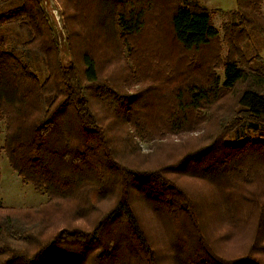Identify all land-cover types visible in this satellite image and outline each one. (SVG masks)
Here are the masks:
<instances>
[{
    "label": "trees",
    "instance_id": "obj_1",
    "mask_svg": "<svg viewBox=\"0 0 264 264\" xmlns=\"http://www.w3.org/2000/svg\"><path fill=\"white\" fill-rule=\"evenodd\" d=\"M60 1L65 42L74 56L80 51L81 67L57 59L58 28L49 22L42 0H0V160L5 153L24 182L50 201L75 197L70 191L83 182L90 183L89 202L115 187L118 195L92 228H64L35 256L15 254L0 264H264V71L248 67L243 50L250 30L264 34V0H237L222 30L196 0H178L168 22L183 55H190L182 84L169 91L161 116L149 111L146 91L139 102L122 94L80 44L83 27L94 32L105 25L124 52L146 27L151 2L90 0L88 19L75 0ZM96 31L95 40H104ZM208 50L214 51L215 64L203 66ZM41 61L48 63L43 78L35 68ZM120 118L123 131L116 133L133 152L136 140L192 132H207L209 144L186 152L178 163L129 167L115 156V135L109 137ZM176 173L186 177V187L172 176ZM205 192L214 200L208 209L197 196ZM138 203L152 217L160 214V244L138 214ZM213 206L226 224L215 225ZM18 222L0 216V254L15 253L11 245L19 235L13 224ZM248 227L250 247L227 256L231 251L225 253L224 245L242 242Z\"/></svg>",
    "mask_w": 264,
    "mask_h": 264
},
{
    "label": "rangeland",
    "instance_id": "obj_2",
    "mask_svg": "<svg viewBox=\"0 0 264 264\" xmlns=\"http://www.w3.org/2000/svg\"><path fill=\"white\" fill-rule=\"evenodd\" d=\"M4 1V0H3ZM8 0H6L7 2ZM79 3V11L83 9L82 16L89 19V12L91 11V5L88 4L90 0H75ZM151 2L152 8L149 10V16H147L146 27L136 36L135 39H131L128 43V47L124 52L120 50L119 45L116 44V38L108 33L109 27L100 25L97 27L99 35H105L104 40H95L97 31L89 28L84 30L82 28V39L80 44L95 56L101 73L108 78L112 79L117 85L121 87V93L126 94L128 97L136 96L141 97L146 91L148 96L147 100L152 102V110H149L152 115L161 116L162 108L166 106L165 99H169L172 94L169 95V91L175 87L176 84H182V74L186 73V58L190 53L186 55L180 49L179 44L172 37L169 17L170 13L178 5V0H144ZM197 8L208 9L211 13L213 24L222 30V25L228 19L227 11L234 10L237 7V0H196ZM43 6L48 14L49 22L56 30L60 52L57 59H60L61 63L66 67L72 62L78 66H82L80 57L72 54L66 45V30L65 19L63 15V7L60 0H42ZM74 2V0H73ZM194 4V3H193ZM78 8V7H77ZM86 12V13H84ZM264 13V4H263ZM93 26V25H91ZM9 37L12 34L8 31L4 32ZM249 39L245 42L244 47V62L248 63V67L264 71V34L257 30H250ZM100 41V42H99ZM223 42V48L226 47ZM123 48V47H122ZM128 48L129 50L128 53ZM226 54V49L223 50V55ZM214 51H204L202 56V64L206 65L208 62L215 64ZM150 59L152 60V67ZM247 59L249 61H247ZM205 60L207 62H205ZM47 61L39 64L35 67L39 69L41 77H47L49 75ZM41 65V66H40ZM200 65V66H201ZM200 66L196 63L193 65L192 70L197 72ZM151 67V68H150ZM41 69V70H40ZM184 70V72H182ZM202 70V69H201ZM216 71L222 73L221 70L216 68ZM199 72V71H198ZM203 72V71H202ZM182 77V78H181ZM150 92V93H149ZM149 93V95H148ZM138 102L141 98H138ZM141 99V100H140ZM154 107V108H153ZM105 113L101 112V116ZM126 117V116H124ZM123 117V118H124ZM123 118L113 121L115 125L112 128L110 139L115 135L116 139H111V144L115 156L118 157L121 163L127 164L129 167L137 169L145 168H159L164 167L171 163H178L182 161V157L186 152L201 148L209 144V140L204 138V135H208L207 132L199 133L192 132L188 134H178L171 136L165 140H149V141H137L136 151L133 152L132 147L128 146L125 141L116 133V130L123 131L120 122ZM198 133V134H197ZM117 154V155H116ZM173 177L179 178L180 182L186 187V177H182L178 173L173 174ZM84 181V180H83ZM78 183V182H76ZM88 187L90 183H79L74 190L70 191L75 197L61 198L56 201H50L47 194L38 191L31 183L24 182L23 178L10 166L9 160L5 153H2L0 160V199L3 204V209H0V216L10 215L16 217L19 221L13 224L14 233L16 232L19 239L12 242V247L16 249L13 255L0 254V260L4 261L5 258L16 255H26L28 257L35 256L43 249L47 248L51 243L55 234L59 233L64 228L67 229H90L99 219L109 211L115 202V196L118 195L117 188L115 191H107V196L101 200L93 198L91 202L87 199ZM93 189V188H92ZM90 189V190H92ZM192 189V188H191ZM194 191V190H193ZM200 195V196H199ZM197 195L201 201V206L208 209L213 204V199L208 192L199 193ZM205 195V197L203 196ZM213 195V194H211ZM203 198V199H202ZM202 199V200H201ZM138 214L147 226L149 231L154 234V238L160 244L157 233L158 221L162 220L160 214H156L152 217L151 213H148L145 207L140 203L136 204ZM214 206L212 207V217L218 219L216 226L226 224L220 218V211L215 216ZM211 218V215H209ZM221 219V220H220ZM165 220H168L165 218ZM214 225V226H215ZM246 228L244 240L242 242L230 243L226 248V252H229L233 256L236 252H240L242 249L249 248L251 245V239L249 240V230ZM157 235V236H156ZM7 241L6 235L3 236ZM215 239L216 236H213ZM9 242V241H7ZM3 246L0 245V248ZM222 246V245H221ZM222 246V248L224 247ZM161 247V246H160ZM162 248V247H161ZM237 248V249H236ZM222 250V249H221ZM234 252V253H233ZM163 253V259H166L167 251L161 250ZM16 254V255H15ZM228 254V253H227ZM2 255V256H1ZM4 259V260H3ZM84 264H91L86 261Z\"/></svg>",
    "mask_w": 264,
    "mask_h": 264
}]
</instances>
